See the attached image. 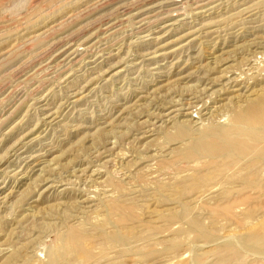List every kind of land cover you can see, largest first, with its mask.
Returning <instances> with one entry per match:
<instances>
[{
    "label": "rangeland",
    "instance_id": "rangeland-1",
    "mask_svg": "<svg viewBox=\"0 0 264 264\" xmlns=\"http://www.w3.org/2000/svg\"><path fill=\"white\" fill-rule=\"evenodd\" d=\"M261 98L264 0H0V264H264Z\"/></svg>",
    "mask_w": 264,
    "mask_h": 264
},
{
    "label": "bare ground",
    "instance_id": "bare-ground-1",
    "mask_svg": "<svg viewBox=\"0 0 264 264\" xmlns=\"http://www.w3.org/2000/svg\"><path fill=\"white\" fill-rule=\"evenodd\" d=\"M237 119L240 120L241 122L249 123L250 125H258V124L264 125V98L251 102L248 105V107H246L245 109H243V111L241 110V112L238 113ZM209 150L210 152L216 153L225 150V147L221 146V144H219L218 142L215 144V147L213 149H209Z\"/></svg>",
    "mask_w": 264,
    "mask_h": 264
}]
</instances>
